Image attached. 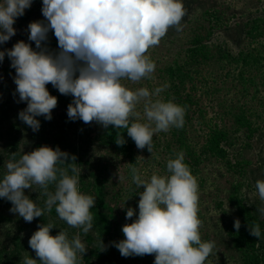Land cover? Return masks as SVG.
Segmentation results:
<instances>
[{"label":"clouds","instance_id":"1","mask_svg":"<svg viewBox=\"0 0 264 264\" xmlns=\"http://www.w3.org/2000/svg\"><path fill=\"white\" fill-rule=\"evenodd\" d=\"M31 3L32 0H0V44L15 34V19ZM41 12L46 23L37 20L27 25L28 40L35 42V49L20 40L10 49L0 50V62L7 54L10 67L15 69L13 80L19 101H26L18 118L33 131L40 127L36 117L42 115L50 120L57 104L56 96L46 88L49 82L59 93L72 96L67 105L69 119L126 129L136 147L147 146L150 153L154 133L183 126L184 107L172 100L152 99L167 85L150 92L147 87L131 90L122 83L125 78L136 82L153 73L155 62L145 54L146 49L158 44L170 26L180 30L185 15L182 0H42ZM50 29L57 39L58 51L42 46ZM141 100L147 122L130 121V116L139 115L134 109ZM115 143H125L120 132ZM75 159L58 146L48 145L10 159L0 175V198L11 202L10 212L31 222L42 216L44 209L23 190L39 185L47 196L45 209L55 205L59 218L88 232L95 200L78 189L80 172L76 164L66 162ZM58 164H67V169ZM129 169L133 182L138 188L143 185V191L138 193L136 218L121 227L124 239L112 242L120 254H155L153 264H204L214 242L201 240L198 185L184 163V153L177 152L167 160V175L154 173L146 180L131 163ZM49 185H54V190L49 191ZM255 186L264 201V180L258 179ZM258 211L264 215V208ZM133 215L134 209L128 207L125 218ZM52 227L39 225L28 240L39 264H77V253L83 255L86 251L79 236L70 240L64 231L51 235ZM233 227L239 229L238 219ZM249 232L257 238L261 236L258 224L249 226ZM23 264H37V260L25 256Z\"/></svg>","mask_w":264,"mask_h":264},{"label":"rangeland","instance_id":"2","mask_svg":"<svg viewBox=\"0 0 264 264\" xmlns=\"http://www.w3.org/2000/svg\"><path fill=\"white\" fill-rule=\"evenodd\" d=\"M182 3L185 15L180 30L170 26L158 44L146 49L145 54L155 62L153 73L136 82L125 78L122 83L131 90L147 87L150 92L167 85L152 99L172 100L184 107V114L193 115L188 132L198 138V151L194 154H199V158L196 162L190 161L195 167L190 172L197 181L198 197L202 196L197 201L199 232L210 233V241L214 242L210 261L216 263V259L230 264L235 252L228 244L226 227L236 219L252 220L255 213H250V206L264 221V215L258 211L264 208V201L259 198L255 186L258 179L264 180V0H182ZM41 7L42 0L32 1L25 9L26 16L15 19L14 35L21 33L20 36H11L0 44V50L10 49L20 40L36 48L35 42L28 40L27 25L37 20L47 22ZM204 19H207L206 23L216 25V34L206 47V56L196 57L188 50V40L198 26L196 23L204 24ZM47 36L42 46L49 51H58L53 30L50 29ZM10 63L5 54L0 62V150L9 141L5 132L14 128L19 130L20 142L27 153L47 145L38 130L43 129L49 139V134L54 133L58 125L73 121L67 116V105L73 98L70 94L59 93L49 82L46 88L50 95L56 96L57 104L51 110V119L43 117L39 129L33 131L18 118L26 101H19L14 90L15 69ZM195 63L199 65L197 68ZM134 111L139 115L130 116V121L147 122L142 100ZM77 124L85 131L101 127L96 121L77 120ZM215 128H223L228 134L221 143V147L229 152L224 158L216 156L209 148L204 150L209 146L206 143H210L211 130ZM108 131L112 133L114 143L117 132L125 140L122 145L131 140L126 129L109 125ZM158 140L163 143L165 139L161 135ZM163 152L165 167L171 157L166 150ZM158 170L161 175L168 174L167 169L158 167ZM230 193H234L233 200L229 198ZM200 236L205 238L201 233Z\"/></svg>","mask_w":264,"mask_h":264},{"label":"trees","instance_id":"3","mask_svg":"<svg viewBox=\"0 0 264 264\" xmlns=\"http://www.w3.org/2000/svg\"><path fill=\"white\" fill-rule=\"evenodd\" d=\"M26 14L27 12L22 17ZM206 20L204 19V24L199 25L196 23L198 26L194 28L188 40V50L196 57L206 56V47L216 34V25L208 24ZM13 27L17 28L16 23L13 24ZM20 34L18 33L13 37H18ZM198 66L195 63V67ZM191 116L193 115L184 114V123L180 128L172 126L167 131L154 133L151 153L148 151L147 146L138 149L132 139L125 145L118 147L113 142V135L108 131V128L101 126L98 130L97 128L96 130L87 128L89 131H85L78 126L77 120H80L78 118L58 125L56 131L49 134V139L42 132L43 129L38 130V134H42V138H45L48 146L53 148L58 146L61 151L75 156V161L66 162L76 164L80 172L79 191L92 196L95 200L93 207L90 209L92 227L85 233L82 231V226H70L59 218L55 205L51 209H45L44 202L47 196L39 185L33 184L31 188L23 191L44 211L42 216L34 217L31 222H26L18 214L10 212L11 202L5 198H0V264H23L25 256L36 259L37 264H39V257H36L35 251L30 248L28 240L41 224L53 225L50 229L51 235L64 231L70 240L75 236H79L86 247V251L83 255L77 253V264H153L155 254L124 257L112 243L124 239L121 227L125 223H131L136 218L138 213L137 202L140 198L138 193L143 191V185L138 188L133 182L129 163L137 169L142 179L147 180L154 173L161 175L158 167H161V170L166 169L161 156L164 150L171 158H174L177 152L182 151L185 152L184 163L190 170H192V167L194 169L195 167L190 161L196 162L199 154H194L198 151L196 147L198 138L188 132L191 127L189 126ZM42 118V115L36 117L39 121ZM23 124L27 125L24 122ZM18 132L19 130L14 128H8L5 132V138H9V141L0 150V175L6 170L4 166L7 161L18 159L20 155L25 153V147L20 142ZM211 134L210 143H206L209 146H206L204 150L209 148L216 156L226 157L229 152L221 147V143L227 138V132L223 128H215L211 130ZM161 135L165 139L163 143L159 141L160 139L158 140ZM95 139L96 143L94 142ZM58 167L67 169V164H58ZM141 172H144V174L141 175ZM68 174L72 175L70 169H68ZM237 187L239 188V186ZM52 190H54V185H49V191ZM229 198L233 200L234 193H230ZM198 199H202V196ZM128 207L134 209V215L126 219L125 213ZM249 209L250 213H255L252 220L243 219L240 221L238 230L233 227V224L226 227L225 234L228 244L235 252V255L231 257L230 264H264V221L259 215H256L258 213L254 212L255 208L253 206H250ZM254 224L260 226V238L250 235L249 226L251 227ZM202 231L199 233L205 238L201 237V240L210 241V233H202ZM102 246H104L103 249ZM211 258L209 255L204 264H225L223 261L216 259V263H212Z\"/></svg>","mask_w":264,"mask_h":264}]
</instances>
